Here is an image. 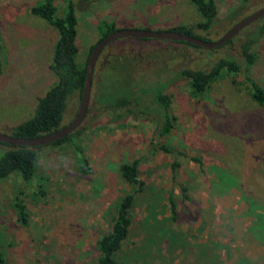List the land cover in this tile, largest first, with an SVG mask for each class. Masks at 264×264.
<instances>
[{
    "label": "rangeland",
    "instance_id": "374dc122",
    "mask_svg": "<svg viewBox=\"0 0 264 264\" xmlns=\"http://www.w3.org/2000/svg\"><path fill=\"white\" fill-rule=\"evenodd\" d=\"M68 1L80 66L104 23L160 32L200 21L187 0H54L57 17ZM43 2L0 0V134L26 121L55 83L48 66L56 32L29 14ZM214 3L216 17L205 36L210 42L264 7V0ZM261 23L212 50L150 39L109 42L93 67L80 135L35 149L29 182L15 173L0 180L3 264H97V239L109 230L118 201L135 190L118 172L132 162L142 186L129 210L127 235L113 254L117 264H264V107L250 98L252 85L264 90ZM246 42L250 66L240 55ZM220 59L232 60L239 71L220 74L199 99L190 98L179 72H206ZM129 89L135 99L143 96L141 105L104 108L128 97ZM158 93L169 97L172 127L163 137L156 133L161 111L151 103ZM79 100L67 99L63 125ZM14 201L23 207V223Z\"/></svg>",
    "mask_w": 264,
    "mask_h": 264
},
{
    "label": "trees",
    "instance_id": "16d2710c",
    "mask_svg": "<svg viewBox=\"0 0 264 264\" xmlns=\"http://www.w3.org/2000/svg\"><path fill=\"white\" fill-rule=\"evenodd\" d=\"M187 1L194 7L200 21L190 27L177 26L166 31L186 34L198 40L210 42L206 37L211 31L216 17L214 0ZM53 2L54 0H44L43 3L31 7L29 9V14L33 17L44 20L56 32V40L54 41L52 47L51 61L48 66L49 71L55 78V83L44 93L42 97L36 100L32 115L26 121L21 122L11 129L9 132L10 134H8V136L11 137L33 139L59 130L64 126L62 120L67 99L70 96L75 95L80 98L81 95L86 62L80 66L75 61L77 47L75 45L76 17L74 13V5L71 1H68L65 5V12L63 16L57 17L55 15ZM259 20H262V23L258 26L257 31L258 35L261 36L264 34V17ZM101 27L102 29L99 31L100 38L98 41L104 36L117 31L112 27V25L108 26L106 23H104ZM231 40L232 39L223 45L229 44ZM96 43L89 48L88 53H90ZM188 46L196 48L191 45ZM249 48L250 42H246V44L240 48V55L242 56L246 66H250L254 61L252 54L249 52ZM238 71L239 66L235 62L230 59H220L206 72L193 69H183L179 72V76L184 78L188 83L189 97L192 99H199L209 85L215 81L220 74H234ZM251 88L250 98L252 101L258 106L264 107V90L255 85H252ZM134 93L135 91L133 89H129L128 97H119L118 99H115L112 104H106V107L104 108L109 109L111 107V109H114L138 107L142 102H144L142 100L143 96L135 99L136 94ZM151 103L161 111L156 133L160 137L166 136L172 127L170 117L167 114L169 97L158 93L156 96H152ZM81 131V128L78 127L64 138L50 144V146H57L64 142L71 141V139H76V137L80 135ZM0 145L4 147V151L0 156V180L15 173L19 175L22 181L29 182L34 175L36 160L35 149L38 147H12L2 143H0ZM118 172L122 180L135 187V190L132 194L125 195L118 201L114 209L115 214L111 220L109 230L100 235L97 239L95 244L99 253L97 264H117L113 259V254L119 250L122 241L127 235L130 223L129 210L132 206L134 194L139 192L142 186L141 182L137 178L135 162L120 164ZM250 196L251 202L255 205L258 204V199L254 198L257 196ZM13 208L17 213L18 221L23 223V207L14 201ZM170 212L171 214L174 213L172 203H170ZM0 264H3L1 256Z\"/></svg>",
    "mask_w": 264,
    "mask_h": 264
},
{
    "label": "water",
    "instance_id": "95a60500",
    "mask_svg": "<svg viewBox=\"0 0 264 264\" xmlns=\"http://www.w3.org/2000/svg\"><path fill=\"white\" fill-rule=\"evenodd\" d=\"M264 17V7L248 15L247 17L234 23L229 29L224 32L218 39L213 42H204L196 38L190 37L186 34H178L173 31H149V30H117L99 40L93 49L90 51L87 60L84 74L83 87L81 90L79 104L76 113L72 119L59 130L52 132L47 135L39 136L33 139H21L15 138L8 135L0 134V143L12 146V147H25V148H37L47 146L55 141H58L75 129H77L82 123L85 114L87 112L89 97H90V85L93 67L97 56L102 49L111 41L120 38H131V39H150L167 42H180L185 43L197 48L212 50L216 49L227 41L236 36L245 26L256 22L257 20Z\"/></svg>",
    "mask_w": 264,
    "mask_h": 264
}]
</instances>
